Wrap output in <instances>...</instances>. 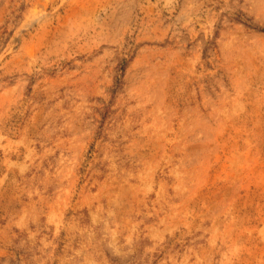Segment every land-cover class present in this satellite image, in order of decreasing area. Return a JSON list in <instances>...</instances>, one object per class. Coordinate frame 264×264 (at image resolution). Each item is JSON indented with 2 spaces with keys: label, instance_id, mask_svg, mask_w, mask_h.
Masks as SVG:
<instances>
[{
  "label": "rangeland",
  "instance_id": "1",
  "mask_svg": "<svg viewBox=\"0 0 264 264\" xmlns=\"http://www.w3.org/2000/svg\"><path fill=\"white\" fill-rule=\"evenodd\" d=\"M0 264H264V0H0Z\"/></svg>",
  "mask_w": 264,
  "mask_h": 264
}]
</instances>
